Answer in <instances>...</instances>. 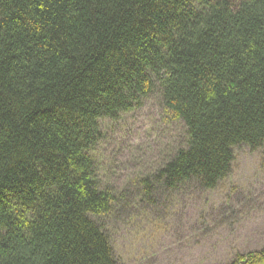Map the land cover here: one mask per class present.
I'll list each match as a JSON object with an SVG mask.
<instances>
[{
	"label": "trees",
	"instance_id": "obj_1",
	"mask_svg": "<svg viewBox=\"0 0 264 264\" xmlns=\"http://www.w3.org/2000/svg\"><path fill=\"white\" fill-rule=\"evenodd\" d=\"M151 97L182 139L135 187L217 188L264 145V0H0V264H118L91 151Z\"/></svg>",
	"mask_w": 264,
	"mask_h": 264
},
{
	"label": "rangeland",
	"instance_id": "obj_2",
	"mask_svg": "<svg viewBox=\"0 0 264 264\" xmlns=\"http://www.w3.org/2000/svg\"><path fill=\"white\" fill-rule=\"evenodd\" d=\"M100 128L91 156L120 199L94 221L118 264H231L264 247V145L235 147L232 171L214 190L189 183L147 196L136 178L180 145V122L151 97Z\"/></svg>",
	"mask_w": 264,
	"mask_h": 264
}]
</instances>
